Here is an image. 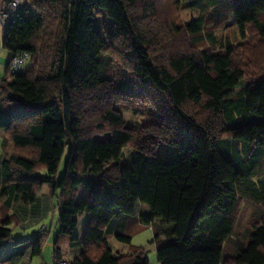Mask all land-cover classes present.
<instances>
[{"label": "trees", "instance_id": "obj_1", "mask_svg": "<svg viewBox=\"0 0 264 264\" xmlns=\"http://www.w3.org/2000/svg\"><path fill=\"white\" fill-rule=\"evenodd\" d=\"M228 1L248 41L218 49H200L203 19L179 22L190 0L25 1L4 32L12 58L0 79V133L14 151L0 161V250L13 240L12 205L34 204L53 184L87 192L58 206L61 233L81 248L67 264H150L143 250L114 253L106 238L112 222L134 216L141 204L140 220L154 226L160 264H264L262 207L247 234L236 236V255L223 257L224 243L235 236L238 191L264 158V0ZM20 52L29 65L11 74ZM102 54L131 81L107 78ZM243 80L248 85L237 91ZM143 85L165 94L170 109L154 122L127 127L117 107L143 100L132 92ZM233 141L256 145L255 152L243 155ZM161 144L175 147L178 159L159 158ZM127 148L135 155L132 167L123 162ZM255 194L264 201V190ZM83 213L89 221L81 238L77 216ZM116 238L131 243L122 233ZM44 240L32 242L34 256H42ZM53 262H62L57 247Z\"/></svg>", "mask_w": 264, "mask_h": 264}, {"label": "rangeland", "instance_id": "obj_2", "mask_svg": "<svg viewBox=\"0 0 264 264\" xmlns=\"http://www.w3.org/2000/svg\"><path fill=\"white\" fill-rule=\"evenodd\" d=\"M198 1V2H196ZM190 7L182 8L179 14V22L181 24H189L194 18L203 19V37L204 42L199 45L200 49L205 48H217L215 46L222 47V44L231 43L237 46L241 43H246L248 40L244 39L238 31L235 19L233 15V1L228 0H190ZM102 23L107 27L110 25V21L101 15ZM4 29L0 25V79L4 78L7 73V65L12 58V53L3 47L4 42ZM211 36V37H210ZM217 48V49H218ZM102 60L105 62L106 77L119 85L122 80L131 81L130 74L124 68L120 67L119 63L109 54H102ZM248 85L246 80L241 81L237 87V91L244 89ZM134 95L145 96L143 100H136L131 105H120L118 110L122 113L125 118L127 127H136L145 125L156 120V115L159 113L168 112L170 109L167 105V97L165 94L159 92L155 87L149 85H143L134 87L132 90ZM147 96V98H146ZM151 100L155 101L153 106ZM234 142V143H233ZM232 143L245 155V153L251 155L256 149V145H249L240 141H233ZM128 149V148H127ZM131 150V149H128ZM14 145L10 144L7 148L4 147V136L3 132L0 133V161L4 158H10L13 155ZM132 151V150H131ZM70 151L67 150L63 158L62 165L59 170L60 181L66 173V161L69 158ZM157 156L162 159H178V151L175 147L161 144L157 149ZM124 163H128V158L124 156ZM132 167V164L129 165ZM264 184V158H262L257 164L256 168L252 171V176L247 178L238 191L239 199V214L238 221L235 226V236H232L226 245V255L234 253L235 244L237 242L236 236H245L248 232L249 222L258 207L264 209V201L258 200L255 193L262 192ZM57 194L54 196V210L50 214L48 219L44 222V231H42L43 225L38 229L28 230L26 236L29 239V235H35L37 233L43 234L45 238L43 256L47 264H51V259L55 248L62 250L64 257L69 260L71 258V245L69 236L61 233L59 225V214L58 206L59 203L64 202L71 197L75 201H81L87 195V192L83 186H80L75 192L71 193L67 190H63L58 187L56 189ZM142 206V204L140 205ZM138 207L136 214L130 216L129 221L130 229L128 236L132 238L131 244L127 245L118 241L114 236L107 232V240L116 253L121 247L126 249H137V247H143L146 254L155 253L157 254L156 245L151 241L154 240V231L151 227L141 226L140 224V209ZM78 226L76 234L81 238L84 235L85 229L89 221V215L83 213L77 216ZM167 235L164 236L166 238ZM119 246V247H118ZM118 248V249H117Z\"/></svg>", "mask_w": 264, "mask_h": 264}, {"label": "crops", "instance_id": "obj_3", "mask_svg": "<svg viewBox=\"0 0 264 264\" xmlns=\"http://www.w3.org/2000/svg\"><path fill=\"white\" fill-rule=\"evenodd\" d=\"M124 156L128 158L127 164H132L135 160L134 152L131 150L125 149ZM57 178H59V176ZM56 194H57V191L55 190L54 185L50 184V185H46L42 189V191L39 193V196L34 204L26 205L22 203L21 201H16L12 205L8 215L12 216L15 220V223L12 225L13 240L6 241L3 245V248L0 250V264H47L46 260L44 259L43 254L42 256H39V257H36L33 255L32 242L36 238L41 237V234L37 233L35 235H29V239H27L26 236L28 234V230H34L35 228L39 229L44 224L45 219L49 218L50 214L54 210V196ZM3 204H4V201L0 200V220L3 218V212H4L2 209ZM140 207H141L140 211L141 210L143 211L145 209L143 206H140ZM129 219L130 217H122L120 219L115 220L107 228L106 234L108 232L115 238H116V233L118 232L128 236L129 234L128 232H129L130 224H131ZM140 223H141V220H140ZM140 225L146 226V225H143L142 223ZM44 227L45 226L43 225L42 231H44ZM148 227L153 228L154 235H155L154 226L151 225ZM106 238H107V235H106ZM161 240L165 241V239L163 238ZM229 240H227L224 243V255H223L224 258L236 255V251H234V253H230L231 249L229 250V253L227 255L225 253L227 249L226 245ZM131 241H132V238H131ZM151 242L156 245V249L158 250V244L155 238L154 240L152 239ZM130 244H127V245H130ZM138 250L144 251L145 249H143V247H137V249L132 248L130 250V249H126L125 247L123 248L120 247L116 251V254L125 255V254H129V253H132L133 251H138ZM60 252H61L62 262H72L74 258H76V256H78L81 253V248L80 247L72 248L70 252L71 258L69 260H67V258L64 257V254L61 249H60ZM146 255L149 258L150 264H160L158 261L156 252L155 253L152 252L150 254L148 253ZM51 260H52L51 264H55L53 262V257Z\"/></svg>", "mask_w": 264, "mask_h": 264}, {"label": "built area", "instance_id": "obj_4", "mask_svg": "<svg viewBox=\"0 0 264 264\" xmlns=\"http://www.w3.org/2000/svg\"><path fill=\"white\" fill-rule=\"evenodd\" d=\"M26 0H0V25L6 28L15 22L17 17L22 13L23 5ZM30 58L24 53H17L10 65L11 74H18L23 72L29 65ZM57 264H67L66 262H59Z\"/></svg>", "mask_w": 264, "mask_h": 264}]
</instances>
